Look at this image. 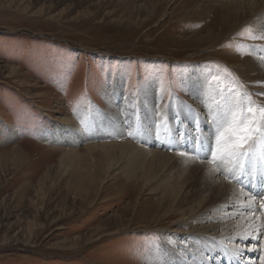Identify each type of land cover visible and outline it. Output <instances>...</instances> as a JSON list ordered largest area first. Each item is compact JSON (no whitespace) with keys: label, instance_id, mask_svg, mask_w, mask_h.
Wrapping results in <instances>:
<instances>
[{"label":"rangeland","instance_id":"rangeland-1","mask_svg":"<svg viewBox=\"0 0 264 264\" xmlns=\"http://www.w3.org/2000/svg\"><path fill=\"white\" fill-rule=\"evenodd\" d=\"M220 1L0 0V264H264V198L241 206L251 193L225 178L228 165L217 175L245 192L232 214L191 165L110 144L214 169L211 116L249 98L264 106V64L246 63L264 59V17L236 20ZM116 106L128 119L109 120ZM248 165L264 193L258 160ZM244 211L251 235L231 236L246 224L211 231Z\"/></svg>","mask_w":264,"mask_h":264},{"label":"bare ground","instance_id":"bare-ground-1","mask_svg":"<svg viewBox=\"0 0 264 264\" xmlns=\"http://www.w3.org/2000/svg\"><path fill=\"white\" fill-rule=\"evenodd\" d=\"M210 2L212 1V0H209ZM219 6L221 7V8H223V10H231V11H233V12H235L234 14H235V16H236V20H240V19H244V18H246L247 17V15L248 16H251V18H252V16H253V14L254 15H256L255 13H258L259 15H261V17H264V0H221L220 1V3H219ZM247 10H249V14H247ZM257 16V15H256ZM250 18V19H251ZM245 22V21H244ZM259 24H263L264 25V21H261ZM259 24L257 23V26H259ZM251 60V65H250V63H249V61ZM252 60H253V62H255V63H257L258 65L259 64H261L262 62V64H264V59H261L262 61H259L258 60V57L256 56V55H254V54H252V55H250V57H249V59H247V61H246V63L247 64H249L250 66H252ZM247 66V65H246ZM247 69V68H246ZM264 72V71H263ZM260 73V72H259ZM149 88H147V90H148ZM115 90V89H114ZM150 96V95H149ZM149 96L143 101V103H144V106H147L148 105V103H149V101H150V98H149ZM197 103V102H196ZM201 106V105H200ZM112 108V107H111ZM180 111H182V107H181V109H179ZM164 113V112H163ZM163 113H160V114H157V116L155 117V120H156V126L162 121V118H164L165 116L163 115ZM177 115H179V114H177ZM182 118L184 117V116H187V115H180ZM142 117H143V120L145 121V122H143V121H141V122H139L140 124H141V129L143 130V132H142V134H141V138H143V136H144V132H145V136H144V139L146 140V142L148 141H150V139L152 138V136H151V138H149L150 136L149 135H147L148 133H147V131H145L144 129V125H143V123L144 124H146V123H148L150 120H152V117H149V115L143 110V115H142ZM158 117V118H157ZM108 118H109V120L111 121V122H113V123H115V122H118V121H120V120H126V119H128V114L126 113V115H125V117L124 118H122V116L121 115H119V112H118V109H117V106L115 107V108H112L111 110H110V115L108 116ZM129 118H130V115H129ZM183 119H185V118H183ZM66 120L68 121V123H71L72 121H69L67 118H66ZM157 122H159V123H157ZM101 123H104L105 124V119H103L102 121H101ZM125 123V122H124ZM124 123L123 124H121V126H123L124 125ZM68 125H71V124H68ZM163 125V124H162ZM64 126V125H63ZM160 126V125H159ZM124 127V126H123ZM115 129H113V132L115 133L116 132V130H117V128H118V125L116 126V127H114ZM129 129H130V131H129V133H132L131 135H133V136H136V137H139L140 136V131H139V129H138V126L137 125H134V124H132L131 125V127H129ZM128 129V130H129ZM147 129V128H146ZM100 130V129H99ZM120 131V130H119ZM102 132V130H100V133ZM105 132H107V131H105ZM155 132H159V131H155ZM124 134V133H123ZM189 134V133H188ZM94 134H92L91 136H93ZM151 135V134H150ZM69 136L71 137V139H72V142H75V140L76 139H78L79 138V136H77V135H75L74 133H73V130H71L70 131V133H69ZM91 136H85L86 138H89V137H91ZM103 136H106V135H103ZM117 136H120L119 135V133L117 134ZM160 136V135H159ZM158 137V136H157ZM129 141V142H128ZM69 142V141H68ZM130 142H133V141H131V140H127V141H125V142H123V143H110V144H112V146H116V147H121V148H124V149H126L127 147L128 148H130V149H137V150H140V151H142V154L143 153H147V154H149L151 157H154V158H156V160H158L159 162H160V164H162V168H165V162H166V160L168 161H170L171 159L173 160V159H178V160H180V161H182L183 163H185L186 165H191V167L193 168V170H196V172H198V173H196L195 171V174H193L194 176H196L203 184H204V188L205 187H207L209 184H212V185H214V184H216L217 182L219 183V185H218V189H216V193H214L215 194V196L217 197V198H224L225 199V203H227V208L229 207L230 209H231V211H228V213H236V211L234 212V211H232V209L233 208H235L234 207V205L232 204V202L234 201H237L238 203L240 202V201H242V199L244 198V196H245V192L244 193H242L241 191H239L238 189H236L235 187H233V185L232 184H230V183H228V182H226V181H224V180H222L218 175H217V173H216V171H213V168L211 167V166H209L208 164H206V163H201V162H199V160H197V161H195V160H193V159H187V158H185V157H182V156H177V155H171V154H168V153H165V152H163V151H160V150H157V149H154L153 147H147L146 145H144V144H142V143H136L139 147H137V146H135V145H133V144H131ZM104 146H106V145H104ZM261 146V144H260V142L258 141V143H257V147H260ZM256 147V148H257ZM127 148V149H128ZM139 151V152H140ZM255 152H258V149H255ZM72 152L70 151L69 153H67V154H71ZM141 153V152H140ZM135 155V154H134ZM139 155V154H138ZM141 155V154H140ZM256 157H258V154L256 155L255 154V156L253 157V159L251 160V162H254L255 160H256ZM165 160V161H164ZM170 163V162H169ZM255 165V164H254ZM192 170V169H191ZM191 173V172H190ZM191 177V176H190ZM256 181H257V179H255V183H256ZM206 185V186H205ZM202 187V188H203ZM256 187V186H255ZM255 187H253V186H251L249 189H251L250 190V193L251 194H253V196H255L256 198H257V196L259 197V196H261V195H263L264 193H263V191L261 192V191H259V192H256L255 190ZM262 187V186H261ZM209 189V188H208ZM227 194H229L227 197H226V195ZM163 195H168V192H163ZM249 196V195H248ZM167 197H169V196H167ZM250 197H252V195L250 196ZM249 197V198H250ZM162 198V197H161ZM234 198V199H233ZM248 198V202H249V200H251V198L249 199ZM162 201V200H161ZM245 201H247V200H245ZM253 205V204H252ZM214 206V205H213ZM242 206V205H241ZM209 207H210V205H209ZM237 208V207H236ZM244 208V207H243ZM191 209V208H190ZM247 209V208H246ZM249 210V209H248ZM247 210V211H248ZM251 210H254L253 209V207H251ZM191 212V211H190ZM249 212V211H248ZM218 213V212H217ZM190 214H192V213H190ZM215 214V213H214ZM238 214V216H239V221L238 222H233V221H231V219H228V218H226V217H222V215L221 216H218V215H215L217 218H215L214 220H216V221H214L213 223H211V224H213V226L211 227V231H213V232H216L215 230H219L220 228H224V227H228V229H231L233 226H241V225H243V224H246V227H245V229L244 230H241V231H233L232 229V232H234L233 233V235H231V236H236L237 235V233H244L246 230H248L249 228H251L252 229V226L253 225H255L256 223H253V221H254V219H252L253 217L250 215V214H246V211H244L243 213H237ZM258 215V214H257ZM191 216V215H190ZM214 216V215H213ZM193 217V216H192ZM259 217H260V215H259ZM197 218H204V216L203 217H197ZM252 219V220H251ZM261 219V218H260ZM251 220V221H250ZM263 221V220H262ZM208 222V221H207ZM264 222V221H263ZM262 222V223H263ZM259 225V224H258ZM244 226V225H243ZM256 227V226H255ZM198 228H200L199 230H197ZM255 229V228H254ZM236 230V229H235ZM206 231H207V227L206 226H199V227H195L194 226V229H193V233H195V234H202V233H206ZM255 232V231H254ZM228 233V232H227ZM194 234V235H195ZM259 234V233H258ZM255 234H253V236H254ZM253 236H251V237H253ZM256 236V235H255ZM258 236V235H257ZM242 237V236H241ZM256 238V237H255ZM243 239V238H242ZM250 239V238H249ZM233 240V239H232ZM254 240V239H253ZM242 241V240H241ZM250 242V241H249ZM253 243V242H252ZM257 243V242H256ZM260 243V242H259ZM226 244V243H225ZM232 246V245H231ZM225 247H226V245H225ZM249 247V246H248ZM256 247V246H255ZM254 247V248H255ZM236 249V248H235ZM264 249V248H263ZM214 252V251H213ZM247 252V251H246ZM245 252V253H246ZM263 253H264V251H263ZM248 259V258H247ZM251 259V258H250ZM250 259H248V260H250ZM263 260V259H262ZM225 262L227 263V264H232L233 263V261L231 262L230 260H225ZM247 263V262H246ZM251 263V262H250ZM233 264H242V262L240 263H233ZM253 264V263H252Z\"/></svg>","mask_w":264,"mask_h":264},{"label":"snow or ice","instance_id":"snow-or-ice-1","mask_svg":"<svg viewBox=\"0 0 264 264\" xmlns=\"http://www.w3.org/2000/svg\"><path fill=\"white\" fill-rule=\"evenodd\" d=\"M264 39V36L259 37ZM210 123L215 124V146L210 148L211 159L210 164L216 165V168L224 171L221 165H228L225 175L229 176L236 183L242 184V179L246 170H249L248 161L255 156L257 142L261 144V152L256 159L260 164V170L257 173L261 180H264V106H254L249 98L248 104L240 103L230 108L226 113H217L211 116ZM130 135L132 133H129ZM198 144L203 147L204 140L199 139ZM181 156L188 155L186 152H179ZM252 178H256L253 176ZM255 197L249 200L248 205L253 203ZM264 207V203L261 204ZM252 229L249 228L244 233H237L243 238L251 235ZM237 253L242 251L236 250Z\"/></svg>","mask_w":264,"mask_h":264}]
</instances>
